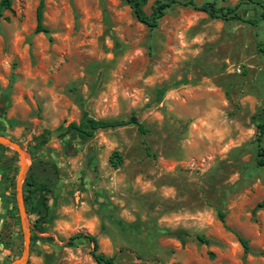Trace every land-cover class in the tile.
Returning a JSON list of instances; mask_svg holds the SVG:
<instances>
[{
  "label": "rangeland",
  "instance_id": "obj_1",
  "mask_svg": "<svg viewBox=\"0 0 264 264\" xmlns=\"http://www.w3.org/2000/svg\"><path fill=\"white\" fill-rule=\"evenodd\" d=\"M38 1L10 0L0 15V133L26 153L25 192L35 200L48 186L45 214L27 215L24 264H95L89 241L69 243L77 232L121 264H264V19L254 3L264 0H214L254 24L173 5L152 28L122 0H43L47 32L35 31ZM130 114L145 133L65 132ZM5 147L0 264L22 249L19 158Z\"/></svg>",
  "mask_w": 264,
  "mask_h": 264
},
{
  "label": "trees",
  "instance_id": "obj_2",
  "mask_svg": "<svg viewBox=\"0 0 264 264\" xmlns=\"http://www.w3.org/2000/svg\"><path fill=\"white\" fill-rule=\"evenodd\" d=\"M126 3L134 17L144 25L152 28L156 26L158 19L165 13V11L173 5H182L189 6L193 10L201 11L206 13L211 18H218L222 20H238L248 24H254L257 21V18L254 17H244L238 11V4L234 5H225V6H217L214 0H205L200 3H196L193 0H155L153 6L151 7V12L149 15H146L142 7L146 3L147 0H122ZM255 4L259 6L261 11L259 12V17L264 19V3L262 1H255ZM10 5V0H0V15L2 9H8ZM42 7L43 0H39L38 4L35 8V31L47 32V28L42 25ZM257 50L264 55V44H258ZM128 124H132L135 126L136 130L143 134L146 132V128L143 126L141 122H139L133 114H130L127 118H92L88 117L84 121L74 122L71 121L66 125L65 132L75 131L81 133L87 137H90L94 130L96 129H106V128H114L119 126H125ZM86 125V126H85ZM257 128L259 129L256 134V151H255V163L258 166H264V147L262 145V135L264 133V121L257 124ZM1 134V133H0ZM0 147H2L0 145ZM5 149H7L5 147ZM108 162L110 166L117 167L121 162V156L113 151L109 157ZM24 182V181H23ZM38 191V197L33 200L32 197L25 192L24 186L22 185V197L24 202V207L27 215H33L34 213L42 212L45 214L46 212V197L45 193L48 191V186L46 183H40L35 188ZM10 200L12 202V193H10ZM13 206V205H12ZM14 207V206H13ZM41 218V216H39ZM217 217L220 221L223 220V212L218 210ZM177 233V232H176ZM86 239L92 245L90 255L94 260L95 264H121L114 260L113 256L104 255L100 251H98V245L96 238L91 234H84L82 232H77L70 236L69 243H72L74 239ZM196 238L200 242H206V239L197 235ZM31 241V238H30ZM238 241L246 249V241L241 237H238Z\"/></svg>",
  "mask_w": 264,
  "mask_h": 264
},
{
  "label": "water",
  "instance_id": "obj_3",
  "mask_svg": "<svg viewBox=\"0 0 264 264\" xmlns=\"http://www.w3.org/2000/svg\"><path fill=\"white\" fill-rule=\"evenodd\" d=\"M0 145L12 149L17 153L19 158V165L14 183V201L22 232V249L16 258L10 260L6 264H24L28 256L30 241V228L22 197V182L27 168L26 153L16 142L2 134H0Z\"/></svg>",
  "mask_w": 264,
  "mask_h": 264
}]
</instances>
